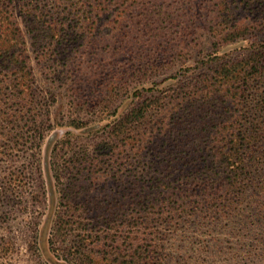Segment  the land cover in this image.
Wrapping results in <instances>:
<instances>
[{
  "label": "trees",
  "instance_id": "16d2710c",
  "mask_svg": "<svg viewBox=\"0 0 264 264\" xmlns=\"http://www.w3.org/2000/svg\"><path fill=\"white\" fill-rule=\"evenodd\" d=\"M200 35L215 55L193 82L117 104L133 82L175 78ZM232 43L241 54H217ZM46 61L69 98L54 121L88 132L51 149L56 258L264 264V0H0V167L28 152L0 184L3 221L26 207L54 125L57 94L39 89L36 66Z\"/></svg>",
  "mask_w": 264,
  "mask_h": 264
},
{
  "label": "rangeland",
  "instance_id": "374dc122",
  "mask_svg": "<svg viewBox=\"0 0 264 264\" xmlns=\"http://www.w3.org/2000/svg\"><path fill=\"white\" fill-rule=\"evenodd\" d=\"M198 39L199 45L191 49L188 53V57H185V61L183 63L178 62L171 71L172 74L176 75L175 78L163 80L166 74H162L153 77L151 81L147 83L133 82L131 84V91L122 96L117 104H121V108H124L132 99V94L136 88H139V91L148 87L161 90V88L167 86L176 88L193 82L199 73L205 72L206 67L202 64L207 60H211L213 55H215V47L205 35H200ZM218 48L219 53L217 54H224L230 51L233 55L242 53V43L220 45ZM36 66L44 73V76L41 75L40 77L39 89H47V91L50 90L52 93L57 94L55 101L50 105L51 121L54 125L53 128L46 130L41 145L40 173L32 177L30 173L27 174L28 183L24 195V199L27 200L26 207L22 208L20 204L17 203V206L14 207L13 211L8 215L7 220L3 221L1 220V215L7 211V207L4 198L0 196V250L5 239L12 240V249H10L9 253L7 255H2L0 252V264H66L64 260L56 258L49 247L50 231L58 204V191L50 170V153L55 141L61 138V136H64L66 131H70L77 136H87L88 132L65 127L63 126L64 123L58 124L54 121V115L60 117V115H67L69 113V98L68 93L65 92L67 86L65 83L59 85L55 82V87H51V78L53 76L51 70L54 68L51 67L54 66L51 62L46 61L45 64H43V62L40 64L36 63ZM186 68H189L190 71H186ZM187 72L189 73L187 74ZM27 153L26 151L20 156H15L8 160L5 165H1L0 184L2 183L6 170L16 169L22 164L27 163ZM37 194L40 196L38 200L34 199V195ZM40 194H42V196ZM35 233L36 238H33ZM55 246H58V244Z\"/></svg>",
  "mask_w": 264,
  "mask_h": 264
}]
</instances>
